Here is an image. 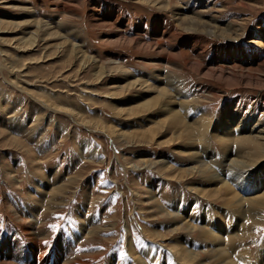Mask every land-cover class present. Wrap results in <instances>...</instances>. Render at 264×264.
<instances>
[{"label": "rangeland", "instance_id": "374dc122", "mask_svg": "<svg viewBox=\"0 0 264 264\" xmlns=\"http://www.w3.org/2000/svg\"><path fill=\"white\" fill-rule=\"evenodd\" d=\"M152 1L0 0V264L60 263L65 245L70 264H264V194L238 204L247 194L212 177L227 155L215 142L204 152L222 116L264 130V0H178L230 39L168 66L177 5ZM199 153L214 157L201 166ZM28 218L47 253L24 239Z\"/></svg>", "mask_w": 264, "mask_h": 264}, {"label": "bare ground", "instance_id": "6f19581e", "mask_svg": "<svg viewBox=\"0 0 264 264\" xmlns=\"http://www.w3.org/2000/svg\"><path fill=\"white\" fill-rule=\"evenodd\" d=\"M144 1V0H142ZM165 1V0H164ZM177 1L178 0H166V2H161L158 3L157 0H154L152 1L155 5H158V7H161V9H164V10H168V9H171L173 5H177ZM182 1V0H181ZM140 2V1H139ZM181 2H179L180 4ZM177 5L176 7H173V12H172V19H173V22H168V24L171 26L172 30L169 31V36L170 38L174 37L176 39V37L178 38L179 36H181V38H179L178 41H176V47L177 49L180 50L179 54H176V56H173L175 54H167V56H162L161 58V62L163 61V63H168L167 66L169 64H173L175 61H179L178 59L181 58V57H186V60L188 59V61L191 59L190 55L188 54V50H192L194 51L197 56L199 58H203L202 55H203V51L205 50V43L207 42L205 40V38H216L217 37H221V39H225V40H228L230 39L229 38V34L228 33H225L224 30H226L227 28H222V30L220 32L217 31V27L210 23V22H203L199 19H196L194 16H191V15H187L185 14L186 11H190L188 10V6H187V3H184L181 4V5ZM64 7V6H63ZM194 13V11H193ZM96 18V17H95ZM116 20H117V17H116ZM94 21V19H93ZM99 22V21H98ZM175 22V24L179 27V28H175L172 24ZM97 23V22H95ZM94 24V22H93ZM43 25L45 24H40L39 27L41 29H44L43 28ZM98 25V24H97ZM101 25V24H100ZM99 25V26H100ZM160 25V24H159ZM158 25V26H159ZM166 25V24H165ZM38 27V25H37ZM162 28H165L164 25ZM167 28V27H166ZM40 29V31H41ZM117 30V29H116ZM230 30V29H229ZM232 32V31H231ZM230 32V33H231ZM46 34V33H45ZM48 35L52 36L53 33H49ZM37 36V31H33L30 33V35L27 37V41H28V44L27 45H30V46H33L34 43L36 42V37ZM141 36V35H140ZM38 37V36H37ZM239 37V36H237ZM236 37V38H237ZM23 38V37H22ZM141 40V39H140ZM172 40V39H171ZM221 40V41H222ZM236 41L240 42L239 39H235ZM18 41V40H17ZM132 41V40H131ZM163 41V40H162ZM175 41V40H174ZM232 40L228 41L229 43L231 42ZM24 42V41H23ZM135 43V41H133ZM158 42V43H157ZM161 42V41H160ZM159 41H156V45L157 44H160ZM223 42V41H222ZM139 43V42H138ZM145 44V43H144ZM226 43H223V45L225 46ZM260 47V50H263L261 48L262 45H261V42L257 43ZM264 44V43H262ZM167 45V44H166ZM228 45V44H227ZM144 46V45H143ZM163 46V45H162ZM28 49V47H27ZM78 51V50H76ZM162 51V50H161ZM73 52V51H72ZM264 52V51H263ZM79 53V52H78ZM162 53V52H161ZM77 56V55H76ZM262 56L263 58H258V55L255 57L253 56H248V58H239V60H241V62H248V61H253V60H256V58L263 61V64H264V54L262 53ZM79 58V57H78ZM35 60V59H34ZM45 60V59H44ZM47 60V59H46ZM181 61V60H180ZM194 61V60H192ZM261 61V63H262ZM196 62V60H195ZM194 62V63H195ZM192 63V65L194 64ZM197 63V62H196ZM196 63H195V66H196ZM260 64V63H258ZM261 64V65H263ZM201 65V64H200ZM191 66V64H190ZM194 66V65H193ZM200 67V66H199ZM174 70H175V67H173ZM172 68V69H173ZM193 68V67H192ZM202 68V67H201ZM199 69V68H198ZM197 69V70H198ZM211 69V68H210ZM213 69V68H212ZM221 69V68H220ZM219 69V71H220ZM253 69V68H252ZM233 70V68H232ZM254 70V69H253ZM213 72V71H212ZM210 72V73H212ZM233 73V72H232ZM211 75V74H210ZM220 75V74H219ZM232 76V75H231ZM98 77V76H97ZM155 77V76H154ZM217 77V76H216ZM220 77V76H219ZM154 79V78H153ZM159 79V78H158ZM138 81V80H136ZM141 81V80H140ZM139 81V82H140ZM145 81V80H144ZM161 81V80H160ZM133 82L135 83V81L133 80ZM132 83V81H131ZM141 83V82H140ZM144 83V82H143ZM138 84V83H136ZM139 85V84H138ZM149 85V84H148ZM143 86V85H142ZM146 86V85H145ZM156 87V86H154ZM158 88V87H157ZM164 89V88H163ZM162 90V89H161ZM158 92V91H157ZM161 92V91H160ZM176 93V92H175ZM157 94V93H156ZM159 94V93H158ZM161 95V94H160ZM173 95V94H172ZM171 95V96H172ZM152 99V98H150ZM162 100V98H161ZM169 100V99H168ZM160 102V100H157ZM162 102V101H161ZM174 102V101H173ZM158 103V102H157ZM171 103V102H170ZM173 104V103H172ZM175 104V103H174ZM173 104V105H174ZM167 105V106H166ZM141 106V105H140ZM143 106V105H142ZM153 106V105H152ZM159 106V105H158ZM172 106V105H171ZM176 106V105H175ZM182 106V105H180ZM145 107V106H144ZM161 107V106H160ZM173 107V106H172ZM179 107V106H178ZM131 108V107H130ZM133 109V108H132ZM139 110V108H137ZM142 109V108H141ZM164 109V112L167 110L169 111L168 109H171L170 106L166 103L165 106L163 107ZM162 109V111H163ZM166 109V110H165ZM181 109V108H180ZM121 110V109H120ZM137 110V111H138ZM157 110V109H156ZM175 110V109H174ZM133 111V110H132ZM135 111V110H134ZM133 111V113H134ZM143 111V110H142ZM141 111V112H142ZM153 112V111H152ZM136 113V111H135ZM167 113V112H166ZM174 113V111H173ZM189 113V112H188ZM186 112L185 116H190V113L188 114ZM177 114V113H176ZM165 115V114H164ZM157 116V115H155ZM167 116V115H166ZM179 116V115H178ZM172 117V116H170ZM151 119V118H150ZM205 119V118H204ZM166 120V119H165ZM195 120V119H194ZM154 121V120H153ZM168 121V120H167ZM167 121H166V124H167ZM99 122V121H98ZM159 122V121H158ZM169 122V121H168ZM175 122V121H174ZM193 122V121H192ZM97 123V122H95ZM94 123V124H95ZM100 123V122H99ZM156 123V122H155ZM165 123V122H164ZM92 124V123H91ZM163 124V122H162ZM199 124V123H198ZM196 124V125H198ZM204 124V123H203ZM202 124V125H203ZM230 124V126H229ZM172 125V124H171ZM193 125V124H192ZM201 125V124H200ZM201 125V127H202ZM214 125V124H212ZM92 126V125H91ZM94 126V125H93ZM96 126L98 127H101L100 124H96ZM95 126V127H96ZM199 126V125H198ZM104 129H105V126H102ZM101 127V128H102ZM159 127V126H158ZM167 126H165L164 128H166ZM172 127V126H171ZM186 127V126H185ZM190 128V126H188ZM193 127H196L193 125ZM200 127V126H199ZM113 128V127H112ZM161 128V127H159ZM163 128V127H162ZM170 128V127H169ZM187 128V127H186ZM154 129V128H153ZM191 129V128H190ZM189 129V130H190ZM203 129H204V126H203ZM211 129V128H210ZM115 130V129H114ZM156 130V129H155ZM172 130V128L170 129ZM188 130V129H187ZM186 130V131H187ZM205 130V129H204ZM203 130V132L205 133V131ZM100 131V130H99ZM105 131V130H104ZM160 131V130H159ZM158 131V132H159ZM165 131V130H164ZM184 131V130H183ZM192 131V130H191ZM197 131V130H196ZM123 132V131H122ZM182 132V131H181ZM194 132V131H193ZM264 130L263 129H260L258 130L257 127H254V126H251L250 124L247 125V121L243 120V119H237V117L234 115H229L227 118H224V116L220 117L219 119L216 120V124L215 126L213 127V129L211 130V132L208 134L207 136V140H206V143H205V149H204V152L208 151L207 148H209L213 142L217 143L219 146H220V149H222V151L227 155V156H224V160L222 162V164L220 165L222 168H221V171H223V176L224 177H220V173H215L212 175V177H214V179H216L215 181H219V180H223V179H227L230 181V183L232 185L237 186L239 191L242 192V193H246L247 195L245 196H239L240 198L238 199V197H234V199L236 198L238 201L237 203L238 204H241L240 202H243V201H246L245 203H248L250 201H253L254 199H259L263 194H264V134H263ZM108 133L109 135L111 134H114L113 133V129H111L110 127H108ZM124 133V132H123ZM154 133V131H153ZM166 133V132H165ZM177 133V132H176ZM179 133V132H178ZM186 142L189 143L188 146H190V148L192 147L190 145V143H192L191 141L193 140L192 138V135L190 133H186ZM200 134H203V133H200ZM200 134L198 136H200ZM123 135V134H122ZM182 135V134H181ZM153 137H157V133L155 134H152ZM170 136V135H169ZM205 137V135H203ZM122 138V136H120ZM177 137V136H176ZM184 137V136H182ZM170 138V137H169ZM175 138V137H174ZM199 138V137H198ZM206 138V137H205ZM154 139V138H153ZM178 139V138H177ZM165 140V139H164ZM173 140V139H172ZM174 141V140H173ZM172 141V142H173ZM203 141V140H202ZM193 145V144H192ZM181 147V146H180ZM185 147V146H184ZM183 147V148H184ZM198 147V146H197ZM185 150V149H184ZM189 152V151H188ZM187 152V153H188ZM191 153H193L194 155L197 154V152L194 150L192 151ZM201 153V152H200ZM199 153V154H200ZM202 154H203V151H202ZM200 154L198 157V162L201 164V166L205 165V162L204 160H199L200 157H204V158H207L209 160L212 161V157H214V155L212 156L211 153H206L204 155ZM194 155H192L193 157H195ZM190 156V155H189ZM191 156V157H192ZM223 159V158H222ZM194 160V159H192ZM198 163V164H199ZM194 168V167H193ZM170 169V167H169ZM189 170V169H188ZM225 170H228V177H226V171ZM176 171V170H175ZM225 171V172H224ZM205 173V172H204ZM208 175V174H207ZM222 175V174H221ZM202 176V175H201ZM220 177V178H219ZM186 180V178L184 179ZM211 181V180H210ZM221 182V181H220ZM225 182V180H224ZM213 183V181H212ZM36 185L39 184L40 186V183L39 182H36L35 183ZM224 184V183H223ZM35 185V186H36ZM216 185V184H214ZM227 185V188L226 189H229L228 186H230V184H228V182L225 184ZM218 186V185H217ZM63 187V186H62ZM58 188L57 186V189H55L56 193L58 191H62L63 188ZM66 187V186H64ZM219 187H223L222 186H219ZM240 187V188H239ZM214 189V188H213ZM212 189V190H213ZM216 190V189H215ZM214 190V192H215ZM232 190H234V188H232ZM231 189L228 190L232 191ZM196 191V190H195ZM209 191V189H208ZM227 191V194L230 195V193H228ZM206 192V191H205ZM212 192V191H211ZM217 192V191H216ZM219 192V191H218ZM226 192V191H225ZM233 192V191H232ZM236 192V191H235ZM207 193V192H206ZM220 193V192H219ZM237 193V192H236ZM197 194V193H196ZM204 194V193H203ZM214 194V193H213ZM221 194V193H220ZM207 195V194H206ZM210 195V193H209ZM217 195V194H216ZM226 195V194H225ZM238 195V194H236ZM211 196H212V193H211ZM208 197V196H207ZM227 197H229L227 195ZM217 198V197H216ZM219 198V197H218ZM217 198V199H218ZM233 199V198H232ZM232 200V201H235V200ZM262 202L263 201V198L261 199ZM235 201V202H236ZM226 202V201H225ZM230 202V201H229ZM227 202V206H228V203ZM259 202V201H258ZM260 203V202H259ZM226 204V203H225ZM230 204V203H229ZM264 204V203H263ZM260 203V205H263ZM231 205V204H230ZM233 205V204H232ZM246 205V204H245ZM243 205V206H245ZM253 205V204H252ZM258 205V204H257ZM260 205H258V207H260ZM233 206H237L235 203ZM242 206V205H240ZM242 206V208H243ZM35 207V206H34ZM247 207V206H246ZM244 208L245 210L248 209V208ZM264 207V205H263ZM30 208V207H29ZM28 208V209H29ZM33 208V207H32ZM234 208V207H233ZM254 208V207H253ZM36 210H31L33 212H30V217H31V214L34 216L36 215L35 212H37V208H35ZM232 209V208H231ZM251 208H249L250 210ZM236 210V209H235ZM241 209H239L240 211ZM27 211V213H28ZM238 211V210H237ZM242 211V210H241ZM247 212V211H246ZM14 215L16 214V212H13ZM12 213V214H13ZM256 215V214H255ZM23 216V215H22ZM33 218V217H32ZM17 219V218H15ZM29 219V218H28ZM83 219V218H82ZM81 219V220H82ZM30 220V219H29ZM28 221V225H24L21 227V232L23 234V237L24 239L28 240L29 243L32 245V247H35L38 251L39 249H41L43 252L47 253L50 248V241H47V243L45 242H42V241H38L35 237V234L37 235H41L42 233L40 232V230H37L36 229V226H35V221L33 219H31L30 221ZM84 223V221H83ZM30 226V227H28ZM83 226V225H82ZM84 227V226H83ZM82 227V228H83ZM85 229V228H83ZM81 231V230H80ZM95 231H92V230H82V233L84 234V237L85 238H89L90 236H92L94 234ZM207 232V231H206ZM81 233V234H82ZM214 234V233H213ZM83 237V238H84ZM209 237V236H208ZM212 237V236H211ZM215 239V238H214ZM213 239V240H214ZM220 238H218L219 240ZM216 240H217V237H216ZM213 242V241H212ZM220 242V240H219ZM11 243L16 246L17 243L15 240H12ZM220 244V243H219ZM222 244V243H221ZM218 245V244H217ZM65 248L63 249V252L65 255H68L66 259L62 260L60 263H58L56 260H53L51 257L53 256H49V258L45 261H43L42 263H39L37 262L36 260L37 259H34L31 261L32 264H70V251H71V248H70V245H65L64 246ZM130 247V246H129ZM15 248V247H14ZM60 250V247H56ZM69 248V250H68ZM176 249V248H175ZM180 249V248H179ZM218 249V248H217ZM219 249H221L219 247ZM57 250V249H56ZM47 251V252H46ZM177 251V250H176ZM181 251V250H180ZM179 251V253H180ZM185 251V250H184ZM187 251V250H186ZM215 251V250H214ZM218 251V250H216ZM220 251V250H219ZM4 252V251H3ZM178 252V251H177ZM211 252V251H210ZM31 253V252H30ZM37 253V251H36ZM179 253H177L179 255ZM223 253V252H222ZM15 254V253H14ZM14 254H12L14 256ZM32 254H33V257L35 258V252L32 251ZM186 254V253H185ZM191 254V253H190ZM40 255V254H39ZM56 255V254H55ZM181 255V254H180ZM5 258H9V257H6L5 255H3ZM37 256V254H36ZM185 256V255H184ZM191 256V255H190ZM190 256L188 258H190ZM261 256V255H260ZM186 257V256H185ZM194 257V256H193ZM196 257V256H195ZM215 257V256H214ZM228 258V256H226ZM192 258V256H191ZM190 258V259H191ZM217 258V257H216ZM215 258V259H216ZM181 259V258H180ZM195 259V258H194ZM224 259V258H223ZM181 260H185V259H181ZM192 260V259H191ZM231 260V259H230ZM230 260L226 259L224 261L219 262V264H230ZM13 261V260H12ZM10 261L9 263L7 264H13L14 262ZM216 261V260H215ZM79 262V261H78ZM189 262V261H188ZM218 262V261H217ZM29 263V262H28ZM216 263V262H215ZM109 264H113L112 262ZM190 264V263H189ZM236 264V263H235Z\"/></svg>", "mask_w": 264, "mask_h": 264}, {"label": "snow or ice", "instance_id": "6c2138e0", "mask_svg": "<svg viewBox=\"0 0 264 264\" xmlns=\"http://www.w3.org/2000/svg\"><path fill=\"white\" fill-rule=\"evenodd\" d=\"M50 227H52L53 229H55L56 228V225H50ZM45 243H47V242H45Z\"/></svg>", "mask_w": 264, "mask_h": 264}]
</instances>
